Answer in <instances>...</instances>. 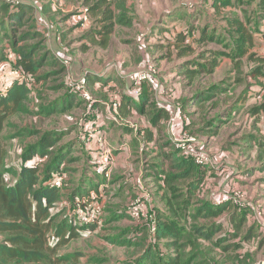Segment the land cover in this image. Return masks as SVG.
<instances>
[{
    "label": "rangeland",
    "instance_id": "374dc122",
    "mask_svg": "<svg viewBox=\"0 0 264 264\" xmlns=\"http://www.w3.org/2000/svg\"><path fill=\"white\" fill-rule=\"evenodd\" d=\"M24 1L25 0H21V2H23L21 5H26ZM248 1L249 3H243L244 8L242 9L247 11L246 15L249 20H251L252 16L254 19H257V14L254 11L257 0ZM119 2L120 0H116V3ZM125 3L129 9L132 8L133 15H135L133 17L134 22L128 26L117 25L114 29V35L111 37L109 47L106 49H102L100 46L93 44V46L89 45L86 48L87 50L82 51L78 44L79 39H82L81 36L85 32L76 30L75 28L68 31L69 34H73L70 40L65 39L58 43L53 40L55 38L54 36L50 37L49 43L51 46V52L60 56L61 59H58V64H55L54 66H45V68L38 74L42 77L39 78L40 80L38 82H36L35 78L34 80L32 78L28 80L31 84V91L27 100L24 102L28 112L18 111L9 116L4 121L3 127L0 130V149L3 150L4 155L1 168L4 171L5 178L8 179V183L12 181V178L10 177V174H12L10 168L16 169L15 167H20V158L23 151L28 145L36 143L42 135L53 136L50 132L57 133V140L54 142L53 146H51L52 151L65 152L69 149L68 154H66V159L62 163V167L67 168L70 175H68L69 177L66 179L65 184L63 181L61 185L64 197L56 204L52 209V212L61 211L62 205L68 203L69 200L66 199V196L72 193L75 183H77L75 175L78 171L82 173L85 163L89 162V160L86 159L89 155L93 158L92 164L96 167L95 169L98 172L101 171V167L104 165L101 162L100 149L93 139H89L88 136H85L86 134L83 132L84 127L81 128L84 119L87 118L89 120L88 125L90 126L100 124L101 133L104 135L107 143L113 147H116V142L119 141L118 135L120 134H118V126L119 128L120 126L123 127L125 132L131 130L129 134L132 133L133 138L129 141L130 136H126L120 141L122 147L121 150H114L113 159L104 171L107 172V175L103 173V178L105 180L103 183L107 182V187L106 189L103 188L102 196L99 195V201L103 207L101 221L98 222L96 227H92L90 230L89 228L86 229L82 226H78L80 229L76 227L77 235L67 240L64 244L57 246L56 255H70L75 253L78 257L76 264H113L123 261L126 264H137L138 257L142 255V252L149 246V240L154 236L155 230L152 231L154 220L149 216L147 219H129L127 216L112 219V216H109V211H119L120 209L128 207L131 198L137 191H139L138 179L141 181V184L147 188L148 193L151 195V201L148 203L147 207L148 213L149 211L152 213V206L158 204L155 199H157L156 196L160 194L161 189L158 187V180L157 177L155 178V171H153L154 173L151 172L155 169V166L153 165L152 170L148 172L150 174L146 175V180H144L142 175L144 173L143 167L145 162L148 161L153 164L158 163V160L161 157V150H164L163 148L152 150L149 155L145 157L143 155L145 147L143 136L145 134L144 130L147 128L149 129L152 125L151 118H153L154 113H156V107L158 108L162 104L181 105V97H183L186 88L185 83L188 82V78H184L181 73L175 74V72L172 71V68L175 65L182 66V64L188 65L191 63L190 65H192L194 69L201 68V70H203L197 74V79L195 80L196 84L192 85L189 89L191 91L204 89L211 80L216 81L225 78L233 81L241 75H243V77H245V75L250 76V70L252 69H259L261 73L264 74V62L260 61V57H264V31L254 33L253 45L250 46L246 52H243L241 46H239L238 43H233L231 40L232 36L237 38L236 36L238 35L233 33V31H229L230 22L234 23V21H236L235 11L230 9L228 11H223L220 14H215L220 7L218 6V8L212 7V12L209 13L206 8H202L205 0H123V5L125 9L128 10ZM215 3L217 2L215 1ZM8 6V4L3 5L5 11L8 10ZM181 6H192L195 11L193 14H189L187 10ZM116 9L118 10V8ZM56 14L58 16H54L55 18L50 22L47 20L45 25H43L46 35L51 33L54 29H57V33L60 34L61 31H65L67 28L65 24L56 20L58 18L60 19V13ZM164 15H167V17L165 20H162ZM263 17L261 19H263ZM0 18V26L3 21L6 28V33H3L0 29L1 55L4 42L10 40L9 43H11V35L13 34L12 29L15 28V26L12 25L14 20L10 21L6 18L2 11H0ZM205 21H207V23H205ZM245 21H247L246 18ZM206 24H208L210 28L214 27L216 29L214 40H198L201 36V33L198 30L201 27H203V29L207 28ZM53 27L57 28L53 29ZM151 28H157L158 30L155 31V39L150 41V44L146 46L145 51L149 55L148 58L151 59L148 62H151L157 70L156 86L150 85L145 80L138 83L127 77L131 71L147 64L145 63L146 61L143 62V51L140 58L136 57L138 44L135 42V39L138 36H147L148 32L146 31H150ZM249 28L251 30L253 29L251 25ZM24 30L25 28L20 29L17 35H20ZM178 31H185V33L188 32L189 34L185 45L187 47L186 49H189L190 52L180 57L177 56L176 52L171 51L170 47L172 46H166L168 41L163 40L166 36L176 35ZM126 37L130 39L129 43H124V40L127 39ZM219 38H221V40H218ZM30 41H33V39ZM160 41L165 43L164 47H167V50L163 49L164 47H159L160 44L158 43H160ZM157 49L158 53L162 50L160 55L157 54ZM251 53L252 55L250 56ZM65 58L67 60H64ZM4 63L5 61L0 62V71L7 65V62ZM235 64H239V71H244L245 73L238 74L237 76L235 73L228 72L225 76V69H227L229 65ZM190 65H188V67H191ZM63 67H65V70H63ZM92 67H95L94 69L96 70L98 68L102 69V73H105V75L112 71L109 67L112 69L113 67L116 68L119 73L116 75L114 74L119 78L117 83L116 81L107 80V83L102 82L104 83L102 84L104 87H93L90 91L93 100L92 104L93 102H96L98 106L93 107L91 104L92 107H89V101L75 96V98H72L71 105L66 107L65 110L61 112L60 110L52 112L46 111L47 107L62 103L63 100L61 99H64L65 95L70 94V92L74 90V84L81 77L80 75L85 73V70H87L86 68L94 73L95 70H92ZM210 67L212 70L211 72L209 71V73L207 68L210 69ZM45 72H47L48 77L43 78V73ZM6 74L7 73L5 72H0V84H3L6 81ZM108 76L109 75H107L105 79H107ZM94 81L96 80H93L92 82ZM144 82L151 87L154 95L152 100L156 105L147 108V113L145 115L134 114L127 119L121 118L116 113L119 104V100H116V98L130 92L131 89L132 91H139L141 88L140 84ZM251 82L252 81L250 80V83ZM249 95L254 97V92L249 91L248 97ZM254 101L255 100H253V102ZM208 108L206 107L204 109L206 115L203 116L209 115L210 117V115H212L211 113L207 114ZM197 111L198 110H196L195 113H197ZM187 112L189 111H186L185 115L188 119H191L192 129H197L200 126V121L205 117L202 118L200 115L194 116L193 113L192 115ZM198 112L202 113L200 110ZM244 113L245 111L242 112V115ZM96 116L98 117L97 120ZM159 119L160 118H158L157 121ZM130 123H136L138 125L139 129L137 132L132 130ZM248 124L249 122L245 123L246 126ZM258 124L264 129V118H262L261 122H258L257 125ZM229 128L233 130V127L230 126ZM34 129L38 130L40 133L30 135L29 132ZM153 129V137L149 134L147 135L150 141L155 140V142H157L161 139L170 140L172 137L168 133L170 130L169 127L167 128L166 115L164 119L159 120L158 127H153ZM247 129L249 128H245V130ZM165 130L167 131L168 137ZM199 137V141L208 156L213 158V160L214 158L218 161L223 159L217 140L206 141L205 137ZM92 138H95V135ZM238 151L239 153H233V155L237 157L236 160H244L241 162L238 161L236 164L241 167L235 169H245L243 166L245 164L242 162L252 165L254 164L255 168L250 170V175L256 173V177L260 176L261 174H258L257 171L259 167L264 165V158L260 159V162L257 159L256 162L258 163H255L253 158H251L254 153L256 155L254 149L250 153L245 150V155L240 154V150ZM246 154L250 158L248 161H246ZM4 168L6 169L4 170ZM89 171L90 168H87V173ZM246 172L247 171H245V174ZM214 174L216 173L211 172L209 175H206L201 189L196 193V197L193 199L194 202L197 199H209L220 195L221 193H231L232 191L238 190L243 193L253 205H256V207L261 210L264 217V198H260L261 195H264L263 178L252 179L251 177L245 176L243 173H239L243 174V180L239 182L235 180L233 182L232 177L228 178L231 176L230 170L228 172L221 171L220 174L218 172L216 175ZM89 175L93 174L89 173ZM132 189L133 196L131 193ZM97 190H99V188ZM156 206L162 207L163 205L160 202ZM149 207L152 208L149 209ZM63 209L65 210V208ZM241 209L238 211H242ZM244 210L248 213L246 208H243V211ZM229 213H233V216H235V209L230 207L225 215L227 216ZM228 217L229 216H227V218ZM235 217H237L235 219L237 222L232 221V223L226 218H215L214 220H207V225L212 224L216 227V223L219 222V224L224 225L222 233H225L229 225H236V223H238L239 216ZM254 220L256 221V216L254 214L253 216L247 215L244 225H242V228L239 230V236L236 233L237 236L234 237V234L230 232L229 235L232 237L224 239L219 248L215 247L212 242L216 237L213 240H208L207 244L201 243L202 246L208 250L212 248L213 251H215L211 254L214 258L209 264H251L264 261V229L256 227ZM247 231H252L251 234L255 236L254 240L250 241L246 238ZM134 233L136 236H140L137 243H141L138 241L143 239L142 246H135L134 244L136 240H133L131 245L120 243L124 241L126 237L135 235ZM221 234L217 237H220ZM67 235L68 230L66 236ZM238 241L239 243L236 244L235 242ZM50 242L55 245L52 240ZM224 247H228L225 251L229 252L222 253ZM153 249L156 254H161V257L164 254H170L168 251L166 252L163 250L160 242L155 245ZM237 250L241 253H245L246 251L250 253L249 263L236 258L235 253ZM94 260L103 262L94 263ZM243 261L245 263H243ZM62 264L73 263L65 262ZM143 264L152 263L147 260L144 261Z\"/></svg>",
    "mask_w": 264,
    "mask_h": 264
},
{
    "label": "trees",
    "instance_id": "16d2710c",
    "mask_svg": "<svg viewBox=\"0 0 264 264\" xmlns=\"http://www.w3.org/2000/svg\"><path fill=\"white\" fill-rule=\"evenodd\" d=\"M73 1L80 3L82 8L88 10L89 19L86 27H81L79 22L73 24L71 21L74 14L77 13L76 9L65 14L59 21L62 23L64 19L65 22L68 21L65 25L70 27L72 25V28H78V30L85 32L81 36L82 39H79L78 44L82 51L87 50L86 48L89 45L93 46V44L100 46L102 49H106L110 44L115 27L117 25L128 26L131 24V20L125 13L126 9L123 5V0H120L119 3H116V0ZM216 2L219 4L215 3V8H218V6L230 5L228 7L232 8L231 10H240L243 20L239 14H236V21H234V23L230 22L229 31H233V33L238 35L236 36L237 38L232 36V42L238 43L239 46H241V50L246 52L249 47L253 45V34L259 33V28L255 27V29L252 30L249 28L252 24L251 20L247 18V11L242 9L244 8L243 3H249V1L216 0ZM6 4L9 5L7 11L3 8V5ZM21 4L22 2L12 5L0 1V11H2L4 16L10 21L14 20L12 25L15 26V28L12 29L13 34L11 35V43H9V40L2 45L0 62L5 61L7 65L0 72L8 74L11 68H18L21 72L26 74L29 79L32 78L34 80L35 78L36 82H38L40 80L39 78H42L38 75L41 70L44 69L45 66H54L58 64V59H61V57L51 52L50 43L47 42L49 33L47 35L45 34V28L43 26L45 23H41L36 19L34 7ZM181 7L185 8L189 14H193L195 11L192 6ZM254 11L257 14L256 26H259L258 23L264 16V1L256 3ZM245 18L247 21H245ZM22 28H25V30L22 31L20 35H17L18 31ZM54 28L57 27H53V29ZM0 29L3 33H6L3 21ZM198 31L201 33L198 40L201 41L205 39L214 40L216 36V29L212 27L209 31L208 24L207 28L203 29V27H201ZM63 33L65 34L64 31H61L58 37L57 30L54 29L50 35L54 36L56 38L53 37L54 40L60 43L66 39V35L63 37ZM150 36L151 34H148L145 37L142 36L141 41H138L137 38L135 41L138 45L148 46L150 44ZM188 36V32L185 33L184 31L178 32L173 36H166L163 40L168 41L166 46H172L177 56L180 57L190 52L189 49H186L187 47L185 45ZM32 39L33 41H30ZM218 40H221V38ZM158 44H160L159 47L165 46V43L161 41ZM7 49L13 56L12 61L6 56ZM251 55L252 53L250 56ZM260 58V61L264 62V57ZM64 60L67 59L65 58ZM190 64L191 63L188 65ZM188 65H176L173 70L175 74L181 73L184 78H188V82L185 83L186 87L196 84L195 80L197 79V74L203 71L201 68L194 69L192 65H190L191 67H188ZM238 65L239 64H235V67ZM86 69L85 88L90 94L93 87H104L102 84L107 83V80L116 81L117 83L119 79L115 76L119 74L118 72L115 73V75L114 72L108 73L107 75L109 76L105 79L107 75L103 77V73L97 74L93 73L90 69L88 70V68ZM63 70H65V67H63ZM211 70V67L210 69L207 68L208 72H211ZM250 71H248L250 72V76L263 75L259 69H252ZM45 73H43V78L48 77L47 72ZM237 78L235 80L240 82L241 79ZM6 79H8V77H6ZM93 80L96 81L92 82ZM231 84L233 83H223L222 81L210 82L204 89L195 90L188 98L181 97V105L179 106L176 104V106L182 109L183 112L189 111V107L193 105L195 106V111L199 108L201 112H206L204 109L209 106L207 111V113H209L211 108H216L222 104H229L232 100V97L229 96V92L234 91V87H232ZM30 85L29 82L14 81L6 92L0 94V130L3 127L4 121L9 116L18 111L28 112L24 102L27 100L31 91ZM140 87L139 91H132L131 89L130 92L119 96V105L116 113L121 118L127 119L134 114L145 115L147 113V108L156 105L152 100L154 95L151 87L145 82L141 83ZM75 96L84 99L81 93L74 89L70 94L65 95L64 99H61L63 100L61 104H54L47 107L46 111L52 112L60 110L61 112L65 110L66 107L71 105L72 98H75ZM92 106L95 107L98 105L96 102H93ZM158 108L156 107V113H154V117L151 118V127L144 130L145 134L143 139L145 147L143 155L146 157L149 155L150 151L159 150V148H163L164 151L161 150V157L158 163L153 164L148 161L145 162L143 177L145 178L146 175L150 174L148 172L152 170L154 165L155 169L151 172L155 171V178L157 177L158 187L161 189L158 196L155 194L157 197L155 200H157L158 204L161 202L163 206H156L158 204L155 203L156 205L152 206L153 209L149 207L152 212L150 213L149 211L150 218L154 220L155 233L153 238L149 240V246L142 252V255L138 257L137 264H143V262L147 260L152 264H209L214 258L211 254L215 251H213L212 248L208 250L203 247L201 243L207 244L208 240H213L216 237L212 242L215 247L219 248L224 239L232 237L229 235L230 232L234 234V237L237 236L236 233L239 236V230L242 228V225H244L247 215L253 216V214L248 209H246L248 213H246L245 210L243 211V209H241L242 211H238L240 208L230 203L215 206L211 198H203L201 199L202 201L197 199L194 202L193 199L196 197V193L201 189L206 175H209L216 169L210 167L209 164H195L192 159L184 156L181 150L169 139L168 141L166 140L160 143L159 141L155 142V140L150 141V139H148V134L153 137L154 133L152 128L158 127L159 120L164 119L165 115L168 119V114L162 106L160 105ZM253 109V112L259 109L264 110V103L260 104L258 107H253ZM185 112V119L183 120L184 131H188L189 134L197 138H200L199 136L201 134H207V132H211L212 134L215 133V129H210V127H208L211 120L210 117L198 114L202 118H205L200 121V126L194 130L192 129L191 119L186 117ZM187 113L191 114L190 112ZM217 115L214 118L220 120V114ZM158 118L160 119L157 121ZM97 119L98 117L96 116V120ZM88 121L89 120L85 118L81 128L88 125ZM29 133L30 135H36L40 132L34 129ZM50 134L53 136L42 135L36 143L26 147L21 154L20 167H15L16 169L10 168L12 173L10 174L12 178L10 183H8V179L5 178L4 171L1 168L4 155L3 150L0 149V264H62L65 262L76 264L78 257L75 253L70 255H56L57 246L75 237L77 235L76 227L80 229L78 226H82L90 230L92 227H96L98 222L101 221L103 207L100 217L96 222L89 225H81L75 216L69 215L67 211V205L76 197L87 195L91 191H97L95 188H97L98 184L101 182V184H103V181H105L103 173H105L104 171L108 165H103L101 171L98 172L95 169L96 167L92 164L93 158H91L90 155L86 158L89 162L85 163L82 173L78 171L75 175L77 183H75L72 193L66 196V199L69 200L68 203L62 205L61 211L52 212V209L62 200L64 194L62 192V187H58L51 182L55 180L56 177L61 176L65 184L70 174L67 168L62 167V163L66 159V154H68L69 149L65 152L52 151L51 146H53L54 142L57 140V133L50 132ZM262 143H264V141H262ZM257 144L264 146L260 141L257 142ZM262 154H258L260 159L264 158ZM87 168H90L88 173ZM5 169L6 168H4V170ZM259 169L264 171V165L259 167ZM89 173L93 175H89ZM230 207L235 209V216H239V221L236 225H229L225 233H222L224 225L219 224L218 221L216 227L212 224L207 225V220H214L215 218H226L230 222H237L235 220L237 217L233 216V213L227 215L229 219L225 215ZM63 208H65V210ZM109 216H112V219L123 216L134 219L128 214L127 207L119 211H109ZM254 222L258 227L255 220ZM259 229L262 228L259 227ZM67 230L68 235L66 236ZM251 232L252 231L246 232V238L249 240H251V236L253 235ZM219 234H221L220 237H217ZM139 238L140 236H136V234L130 235L120 243L131 245L133 240H136L134 245L142 246L143 239L138 241L141 243H137ZM253 238H255V236H253ZM51 240L55 245L51 244ZM159 242L163 250L166 252L168 251L170 254H164L166 256L163 255L161 257V254L155 253L153 248ZM235 243L237 244L239 241ZM227 248L228 247H224L222 253L229 252L225 251ZM235 256L238 260L248 262L250 253L247 251L241 253L237 250ZM244 261L243 263H245ZM93 262L102 263L103 261L94 260ZM113 264L126 263L123 261Z\"/></svg>",
    "mask_w": 264,
    "mask_h": 264
},
{
    "label": "crops",
    "instance_id": "0c3cea01",
    "mask_svg": "<svg viewBox=\"0 0 264 264\" xmlns=\"http://www.w3.org/2000/svg\"><path fill=\"white\" fill-rule=\"evenodd\" d=\"M215 1L216 0H205L204 6L202 8H206L207 11L210 13L212 12V7H215ZM259 1H264V0H257V3ZM23 3V2H22ZM24 3H26V5L28 6H33L34 7V12H35V17L38 21H40L41 23H45L47 20L48 22H50L51 20H53L55 17L54 16H58L56 13H60L59 16L60 18H63V16L75 9H79L81 8V4L80 3H76L74 1H67V0H25ZM219 4V3H217ZM125 5L127 6V4L125 3ZM211 7V8H210ZM126 8H128V10H126V15L129 17V19L131 20V23H133V17L135 15H133L132 12V8L129 9V7L127 6ZM232 8L228 7V6H220L217 11L215 12V14H220L223 11H228ZM119 10V9H118ZM130 10V11H129ZM117 11V10H116ZM236 14H239L241 16V19L243 20L242 14L240 12V10L235 9L234 10ZM167 17V15L163 16L162 20H165ZM56 20H60L59 18ZM251 26L253 29H255V27L259 28V31H264V17L263 19H260V22L258 23L259 26H256V20L254 19V17H251ZM74 23H76V20L72 17L71 20ZM60 22V21H59ZM68 22V21H67ZM67 22H65V20L63 19L62 23L66 24ZM205 23H207V21H205ZM58 24V23H57ZM198 24V21H197ZM55 25V24H54ZM207 25V24H206ZM67 26V25H66ZM147 27V26H145ZM209 27V25H208ZM72 29V25L67 26V28L65 29V34L63 33V37L66 35V39H71V36L73 34H69V30ZM76 30H78V28H75ZM210 27H209V31H210ZM57 30V29H56ZM158 30L157 28H151L150 31H146L148 32V34H151L150 36V41L152 39H155L154 36L156 35L155 31ZM180 32V31H178ZM177 32V33H178ZM59 33H57V36L59 37ZM114 35V34H113ZM51 35L49 33L48 35V40L47 42L49 43V39H50ZM189 37V36H188ZM127 39L124 40V43H129V38L126 37ZM54 40V39H53ZM136 42V41H135ZM165 42V41H164ZM187 42V41H186ZM49 45V44H48ZM109 47V46H108ZM162 48V47H160ZM51 49V47H50ZM146 46L144 45H138V51H137V56L138 58L141 57V53L143 51V58L145 63H147L149 60L148 58V54L145 51ZM163 49L167 50V47H164ZM162 51V50H161ZM161 51H159L158 53V49H157V54L160 55ZM171 51L176 52L172 47H171ZM153 57V56H152ZM151 57V58H152ZM144 63V64H145ZM176 66V65H175ZM175 66L172 68V71L174 70ZM95 67H92V70H95L94 73L97 74H101L103 71L102 69H94ZM110 73H117L118 70L116 68L113 67V69L111 67H109ZM240 69H238V66L235 67V65H229L227 69H225V76L227 75V73H235V75L237 74H243L245 73L244 71H239ZM107 71V70H106ZM116 71V72H115ZM242 72V73H241ZM248 72V71H247ZM246 72V73H247ZM104 76L105 73L103 74ZM112 75V74H111ZM264 74L261 76H249V75H245V77H243V75L238 76V78L241 79L240 82H237V80H227L225 78L223 79H219L216 80L218 81H222L223 83H233L231 84L232 87H234V91L233 92H229V96L232 97V100L230 101L229 99V104H222L216 108H211L209 110V113H211L212 115H210V122L208 127H210V129H215V133H211V132H207V134H201L200 136H203L206 138V141H216L218 142L219 146H220V151H221V155L223 156V159H220V161L216 160V158H211L213 160V163L209 164L210 167L216 169L214 171H212L213 173L215 172L217 174V172L220 174L221 171L224 172H228L229 170L231 171V176H229L228 178L232 177V181L234 182L236 181H242L243 180V174L247 177H251L253 178H263L264 179V171L258 169V174H261L260 176L256 177V173L251 174L250 175V170L255 168V165L253 164H247L245 162H242L245 169H235L237 167H241L238 166L236 163L238 161H242L244 159H238V161L236 160L237 157H235L233 155V153H239L238 150H240V154L245 155V150L249 151V153L254 149L256 152L253 154V156L251 158H253V160L256 162V160L258 159V161L260 162V158L259 156H257V151L258 154H264V146L257 144V142H261L264 141V129H262L259 124L257 125L258 122H261V119L264 118V110L259 109L258 111H254L253 112V107H258L260 106V104L264 103ZM237 78V79H238ZM250 80L253 82L250 83ZM215 80H211L209 82H216ZM230 85V86H231ZM192 86H187L184 90L183 93V98H188L195 90L191 91L189 90ZM249 91H253L254 92V97L250 96L248 97V92ZM258 95V97H257ZM258 99V100H257ZM116 100H119V97L116 98ZM253 100H255L253 102ZM260 102V103H259ZM259 103V104H258ZM199 111V108L197 109ZM195 106L193 105L192 107H189V112L195 113ZM194 114V116H197L198 114L200 115H206V112H198ZM245 113L242 115V112ZM207 113V114H209ZM217 114H220V120L214 118ZM209 117V115H207ZM218 116V115H217ZM251 119V120H250ZM249 122V124L247 126L245 125V123ZM233 127V130H231V128H229L230 126ZM112 127V126H111ZM123 127L118 126V131L120 135H118V139L119 141H117V145L116 147H113L114 150L117 151V149L121 150L120 147V141L124 139V137L126 136H130L129 141H131V139L133 138V134L129 132H131V130L129 132H125V129H121ZM245 128H249L247 130H245ZM133 130V129H132ZM152 131H154V129L152 128ZM135 132V131H134ZM166 135H167V131L165 130ZM168 137V135H167ZM168 141V139H166ZM165 139H161L159 140V142L162 141H166ZM259 140V141H258ZM154 143V142H153ZM125 146V144H124ZM115 151V152H116ZM262 154V156L264 157V155ZM237 156V155H236ZM247 158L246 161L250 160V158L248 157V155L246 154ZM256 157V158H255ZM262 162V161H261ZM264 162V161H263ZM259 166V164H258ZM233 167V168H231ZM144 169V167H143ZM145 171V170H143ZM245 171L246 174H245ZM238 173V174H237ZM239 173H243V174H239ZM144 175V173H143ZM142 175V176H143ZM144 180H146V178H144ZM102 183V182H101ZM101 183L98 184L97 188H95V190H97ZM132 196H133V189L131 191ZM260 198H264V195H261ZM257 227V226H256ZM255 238H253V235L251 236V240H254Z\"/></svg>",
    "mask_w": 264,
    "mask_h": 264
},
{
    "label": "built area",
    "instance_id": "2783aa9c",
    "mask_svg": "<svg viewBox=\"0 0 264 264\" xmlns=\"http://www.w3.org/2000/svg\"><path fill=\"white\" fill-rule=\"evenodd\" d=\"M12 5H16L21 2V0H0ZM77 13L74 14L73 18L76 22L80 23L81 27H86L88 22V10L86 8L76 9ZM142 36H138L137 40L141 41ZM6 56L12 61L13 56L6 50ZM157 70L156 67L151 64V62H147L144 66L138 67V69L131 71L127 77L133 79L134 81L142 82L146 81L152 86L157 85ZM8 79L3 84H0V94L6 92L13 84L14 81H22L28 82L29 77L21 72L18 68H11L9 73L6 74ZM81 77L74 84V89L79 91L82 97L89 101V107L92 104V97L90 93L85 88V73L80 75ZM1 83V81H0ZM119 105V104H118ZM162 108L168 114L167 119V128L171 132H168L172 137L170 140L172 143L181 150L184 156L192 159L197 165H205L213 163V160L210 156H208L199 141V138L189 134L188 132L183 130V120L184 112L182 109L173 104H162ZM116 107V106H115ZM114 107V108H115ZM130 127L137 132L138 125L136 123H130ZM168 130V131H169ZM85 136H88L89 139H93L101 151V162L104 165H109L110 161L113 159L114 149L111 145H109L104 137V135L100 131L99 125H85L84 126ZM95 138H92L94 137ZM122 147H120L121 149ZM108 167V166H107ZM104 174L107 175V172ZM139 183V191L136 189V193L133 198L130 200V203L127 207L128 214L134 219H147L149 215L148 213V203L150 202L151 195L148 193L147 188L141 184V181L137 180ZM62 177L58 176L51 183L61 187L62 185ZM107 187V182L100 185L99 190L91 191L87 195H82L76 197L71 203L67 205V211L69 215L75 216L77 221L81 225H89L100 217L102 212V206L100 204V196H102L103 188ZM100 195V196H99ZM212 202L215 206H220L225 203H230L238 208H246L250 212H252L256 216V223L258 227L264 228V217L263 213L256 205H253L243 193L238 190L232 191L231 193H221L215 197H212ZM154 231V227L152 228ZM251 264H264V261L251 263Z\"/></svg>",
    "mask_w": 264,
    "mask_h": 264
},
{
    "label": "clouds",
    "instance_id": "9594fccd",
    "mask_svg": "<svg viewBox=\"0 0 264 264\" xmlns=\"http://www.w3.org/2000/svg\"><path fill=\"white\" fill-rule=\"evenodd\" d=\"M106 189V188H105Z\"/></svg>",
    "mask_w": 264,
    "mask_h": 264
}]
</instances>
